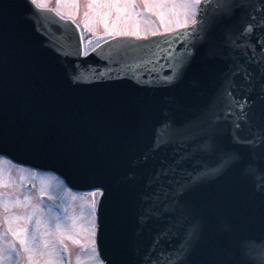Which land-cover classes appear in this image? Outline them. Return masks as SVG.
Masks as SVG:
<instances>
[{"label": "water", "instance_id": "95a60500", "mask_svg": "<svg viewBox=\"0 0 264 264\" xmlns=\"http://www.w3.org/2000/svg\"><path fill=\"white\" fill-rule=\"evenodd\" d=\"M237 27L221 22L207 40L203 33L194 40L185 29L149 40L116 39L82 58L71 22L36 6L30 9L25 0H0V135L19 145L11 155L51 166L72 185L108 187V199L99 207L98 243L113 264H144L145 254L155 259L180 243L176 233L156 243L167 222L163 213L171 208L162 207L144 221L141 194L150 188L166 192L198 162L212 165L215 156L200 148L210 137L252 167L264 166V145L233 142L231 116L213 128L205 126L196 138L186 131L188 122L212 102L229 66L248 63L237 47L243 41L226 39H236ZM147 50L159 59L146 58ZM169 53L185 59L179 73H173ZM73 65L80 69V83L70 78ZM166 74L177 79L163 86ZM236 80L239 98L247 89L241 77ZM258 93L259 81L254 95ZM218 111L223 115L222 105ZM253 111L259 114V101ZM166 118L174 121V131L160 133L170 142L154 150ZM240 135L249 136L248 126ZM184 200L202 223L201 237L184 264L223 259L233 234L264 232V190L239 168L205 178Z\"/></svg>", "mask_w": 264, "mask_h": 264}, {"label": "snow or ice", "instance_id": "6c2138e0", "mask_svg": "<svg viewBox=\"0 0 264 264\" xmlns=\"http://www.w3.org/2000/svg\"><path fill=\"white\" fill-rule=\"evenodd\" d=\"M135 2L136 0H88L87 7L97 11L102 17L111 15L113 11L119 16L121 13H127L128 6H134ZM25 3L31 9L33 6L40 5L42 0H25ZM57 3H68L79 7L78 0H57ZM145 3L147 4L148 0H145ZM156 6L161 9L159 15L162 20L165 9L176 16L183 12L186 20L188 15H193L192 28L186 27L185 31L190 32L194 40L200 37L201 33L207 40L214 26L221 22L227 21L238 25L236 39H233L231 35H227L226 39L232 44H237V40L243 41L237 47L243 51L248 60V63L240 61L229 66L212 102L195 121L188 122L186 126L188 134L192 138H196L204 134L205 126L213 128L218 121L231 116L233 117L232 127L235 129L233 142L264 145V0H156ZM100 9H107V11H100ZM85 15L87 16V12ZM105 27H107L106 22ZM130 34L139 35L138 32ZM257 48L260 49L259 58H257ZM192 51V48L188 49L189 56ZM83 55H88V53L85 52ZM143 55L146 58L156 57L159 59L157 53L151 50L145 51ZM169 56L175 61L173 73H179L181 68L186 66L185 59L173 57L171 53ZM79 71L80 69L75 65L70 70V78L74 83L82 82L81 76L77 74ZM238 76L242 78L243 86L247 89L240 93L239 98L236 94V89L241 87L236 80ZM96 79H100V77L97 76ZM176 79V75H164L163 86L173 83ZM257 81H259V93L254 95ZM257 101L260 102L259 114L253 111ZM221 105L223 106V115L218 111V106ZM237 109H239V114L236 112ZM245 125L249 129L247 137L240 135ZM160 129H167V134L171 135L174 131V121L167 118L161 121L156 135V140H160L161 143L154 142V150L170 142V140L164 139ZM17 147H19L18 144L0 135V188L7 187L12 182L11 169L16 164L11 152ZM200 148L215 156L212 165L199 164L198 162L196 168L188 172L182 179L177 180L174 186H170L166 192L162 193L156 188H150L141 194L143 205L141 218L144 221L150 220L160 213L162 207L171 208L170 212L163 213L167 217V222L158 233L156 243L173 233L182 237L175 248L170 251L162 250L158 258L154 259L150 253L145 254L144 264H184L186 256L193 250L194 242L200 239L202 233L201 220L194 215L191 204L184 200V196L202 183L205 178L223 175L229 170L239 168L254 186L264 190V166L252 167L251 163L246 161L242 155L220 148L211 137L200 145ZM23 178L21 176V179ZM91 188L92 191L89 195L92 197L90 207L93 213L91 219L93 231L89 235L95 237L97 228L95 212L98 207H103L104 201L108 199L109 189L103 183L93 184ZM7 195L0 192V209L5 211L21 203L19 198L15 201L11 198L3 199ZM97 197H99L98 200ZM24 200L30 201L31 197L25 196ZM114 211L118 213L119 209H114ZM61 212L58 205L46 209L36 205L26 215L10 214L6 216L4 219L7 222V228L5 231H0V264H18L21 250L26 254L27 264H68L64 259V254L67 252V245L64 241L68 228L61 219ZM19 221H23V223H17ZM33 221L34 226L30 229L29 224ZM5 233L11 234L14 240H18L20 248H17L14 240L5 241ZM67 239H74V237L67 235ZM75 242L81 243L80 240H75ZM91 243L95 245V239H92ZM93 251L97 257L96 264H113L107 257H99L96 249ZM208 264H264V232L259 235L248 232L233 234L226 257L210 260Z\"/></svg>", "mask_w": 264, "mask_h": 264}, {"label": "rangeland", "instance_id": "374dc122", "mask_svg": "<svg viewBox=\"0 0 264 264\" xmlns=\"http://www.w3.org/2000/svg\"><path fill=\"white\" fill-rule=\"evenodd\" d=\"M78 3V8L68 3H57V0H42L40 5L55 7L63 15L79 20L85 29L92 32V36L86 40L88 47L115 33L138 32L139 36H146L148 34L158 33L159 31L173 30L179 26L187 25L193 20V15L191 14L188 15L186 20L183 12L176 16L167 12V9L164 10L165 15L162 20L159 15L161 9L156 6V0H148L147 4L145 0H136L134 6H128L129 11L127 13H121L118 16L113 11L107 17H102L97 11L89 9L87 7L88 0H78ZM100 11H107V9H100ZM86 12L87 16L85 15ZM105 22L107 23V27H105ZM21 176L24 178L21 179ZM11 180L12 182L7 187L0 188V192L8 194L3 199L11 198L15 201L19 198L21 203L14 205L8 211L0 209V231L6 230L7 222L4 218L10 214L26 215L36 205H39L42 209L50 207L41 200L42 193L49 194L55 197L56 200H60L66 207L67 213L63 216L61 215V219L68 228L64 242L67 245L66 253L69 254L68 251H71L70 255H72V258L70 263L78 264L79 258V264H96L97 257L93 251L95 245L91 243V240L95 239V237H90L89 235L93 231L91 228V219L93 216L90 207L92 201L91 196L73 195L65 189L58 179L39 176L29 171L18 170L13 167L11 169ZM28 182L31 185L32 183L34 184L32 190L25 188ZM25 196L31 197V200H24ZM17 223H23V221ZM33 226L34 221L29 224L30 229ZM67 235L73 236L74 239H67ZM4 240H14V238L11 234L5 233ZM75 240H80L81 243L78 244ZM14 242L17 248H20L19 241L14 240ZM18 264H27L26 254L22 250L19 253Z\"/></svg>", "mask_w": 264, "mask_h": 264}]
</instances>
